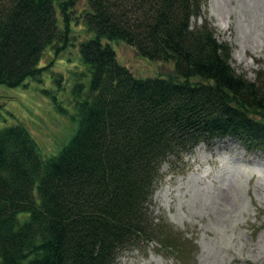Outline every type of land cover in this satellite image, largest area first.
Returning <instances> with one entry per match:
<instances>
[{
  "label": "trees",
  "instance_id": "1",
  "mask_svg": "<svg viewBox=\"0 0 264 264\" xmlns=\"http://www.w3.org/2000/svg\"><path fill=\"white\" fill-rule=\"evenodd\" d=\"M81 1L0 0V85L39 79L44 52L66 50L75 21L93 34L79 50L90 88L73 92L80 127L62 152L44 158L22 125L0 130V264H119L142 243L177 249L150 207L164 164L227 137L264 152V71L237 74L207 0H88L80 12ZM118 40L173 63V75L137 77L108 43Z\"/></svg>",
  "mask_w": 264,
  "mask_h": 264
},
{
  "label": "rangeland",
  "instance_id": "2",
  "mask_svg": "<svg viewBox=\"0 0 264 264\" xmlns=\"http://www.w3.org/2000/svg\"><path fill=\"white\" fill-rule=\"evenodd\" d=\"M87 6L82 0L78 10ZM204 10L218 39L232 45L237 74L256 81L264 71V0H207ZM79 20L66 50L46 49L41 67L49 68L39 79L17 88L0 85V130L26 127L46 159L59 155L79 130L75 86L90 88L79 50L93 34ZM108 43L141 79L173 75V63L140 57L122 40ZM161 171L150 207L157 222L174 228L178 248L142 243L124 252L119 264H264V152L227 137L198 145Z\"/></svg>",
  "mask_w": 264,
  "mask_h": 264
}]
</instances>
